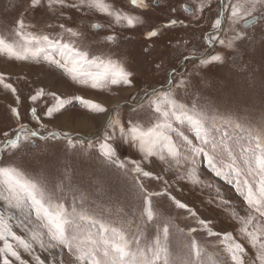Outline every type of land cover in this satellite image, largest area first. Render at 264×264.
Wrapping results in <instances>:
<instances>
[{
  "label": "snow or ice",
  "instance_id": "6c2138e0",
  "mask_svg": "<svg viewBox=\"0 0 264 264\" xmlns=\"http://www.w3.org/2000/svg\"><path fill=\"white\" fill-rule=\"evenodd\" d=\"M154 3L159 4L160 0H154ZM128 4L134 9L147 10L150 8L146 0H128ZM28 5L32 12L41 9L45 12L60 9L59 15L62 17L64 9L86 8L89 11L110 17L115 24H126L128 28H135L138 24L146 23L139 16L122 11L107 0H78L77 4H69L67 0H28ZM181 7L185 11H192L191 6L183 5ZM196 10L203 12L205 5L200 3ZM171 11L175 13L177 9L172 8ZM254 13L257 14L254 15ZM28 14L31 12L21 13L14 24L0 25V53L21 61L43 56L51 64L70 75L74 81L90 85L93 89L110 85L133 84L134 73L130 70L126 55H105L103 52L95 54L91 50V43H85L87 38L82 32L74 30L72 27H66L63 23L57 26L61 32L67 33L70 38H79L80 42L66 41L60 34L50 36L39 31L36 23H26L25 17ZM241 22L243 27L238 30ZM225 23L228 25L227 28L223 27ZM178 24L187 27L183 20L170 19L163 25V28H173ZM44 27L50 29L52 25L45 22ZM91 28L100 29L102 25L94 23ZM212 29L213 33L206 36L207 43L212 46L219 44L223 49H230L231 52L218 50L214 54L203 55L193 51L190 55L182 56V59L187 62L203 55L193 73H185L184 76L187 79L182 77L179 80L183 90L191 94L189 102L184 103L171 98V89L165 92L156 89L151 92L146 91L144 98L148 101L150 110L154 112L155 122L150 119V126L144 128L132 118H129L125 124L121 123L118 116H112L109 113L110 119L103 129V140L99 143L100 155L109 164L117 165L119 169L125 170L126 174L128 172L136 174L133 176V183L138 188L141 201V218L144 221L142 227L154 229V238L142 246L138 234L133 233L130 237L126 236L122 229L114 227L109 229L105 224L96 220L93 215L78 212V208L83 207V201L80 205L76 204L75 199L68 205L57 203L62 197L57 194L55 184L49 185L47 176L30 178L20 170V166H12L15 161L12 157H8L7 162L0 159V165H3L0 166V176L3 177V185L10 194L3 197L6 203L0 205V264H29V260L23 258L21 249L31 257L33 264H46V260L48 264H184V262L172 258L170 251L171 229L174 225L156 214L155 209L158 204L155 203V198L161 196L172 200L179 209L188 211L189 217L194 220L196 225L188 228L189 233L206 232L208 237L215 238L217 247L224 256V260L220 264H264V139L257 138L255 146L250 147L249 150H245L241 146L242 153L248 154V159L245 161L248 171L244 175L250 179L241 180L239 178L241 170L236 169V178L233 180L227 179L228 173L219 170L217 164L226 156L232 159L233 164L229 165L232 168L237 157L231 146L224 142V139H221L218 144L213 138V133L216 131H220L221 135L226 137L228 127L240 128L239 124H233L230 119L225 120L219 128L217 127L220 124L217 116L224 119L220 113L221 104L225 101L226 105L240 103L239 100L233 101L231 98L232 93L237 89L254 91L258 88L261 103L264 105V0H219L218 12ZM38 31L39 34H37ZM222 32H230L232 35L222 39L220 38ZM145 35L152 38L159 37L162 33L153 27ZM118 38L116 35H108L105 39L108 43H114ZM184 43L188 42L184 41ZM170 44L169 41V46ZM51 49L57 50L59 59L53 56ZM143 51L145 56L152 55L148 48ZM244 57H247L248 60H244ZM256 57H259V78L251 63ZM238 60L240 63H237ZM228 65L237 70L241 79L214 80L215 69ZM155 67L159 69L160 65L156 64ZM175 73L176 69L171 68L168 74L170 85L173 84ZM0 83H3L4 87L13 93L16 92V88L12 84L5 82L3 74H0ZM210 90L222 93L224 100H208L205 104H201L205 94ZM43 94V90H41L30 96V99L36 101ZM50 95L56 104L49 106L44 112V115L49 117L53 115V112L64 108L66 103L70 104L73 101L94 112L108 113V109L93 100L75 96L71 100L65 101L55 92ZM196 97L199 99H194ZM16 99L19 101V96ZM143 107L144 102L140 101L133 111L141 110ZM30 111L38 127L30 128L25 124H19L11 136L5 132L4 139L0 141V154L6 150L10 152L21 150L22 141L29 142L35 147L37 139L47 143L48 141H58L61 137L67 141L69 147L75 148L76 141L69 133L48 130L46 125L41 123V117L37 115L36 108H31ZM112 111L115 112L116 109L114 108ZM225 111H227V107ZM11 112L19 120L18 109L12 108ZM176 121H189L201 143L194 144L183 134H181L183 143H177L170 134V130H173V123ZM40 128H43L47 134H42L39 131ZM78 142L84 143L83 140ZM209 144H211V150H206ZM88 146L95 147L91 142ZM134 147H138L145 153L144 159L159 153V160L166 163L168 162L167 154L176 162L177 166L181 165V161L184 164H190L192 166L189 169L190 176L195 173L197 158H200L201 163L206 162L217 177L223 176L229 184H233L236 193L243 198L249 209L247 219L241 218L243 227L239 229V233L241 238L250 245V249L254 251V257L250 256L245 245L233 236V232L213 231L212 221L198 218L193 209L177 200L167 189L150 191L141 178L159 181L162 177L151 171H146L135 159L127 162L131 165L130 168L125 161L119 159L118 152L120 150ZM253 160L255 166H253ZM61 180H68V177L61 176ZM68 182L71 183L70 180ZM99 183L100 191L103 193L102 180ZM13 201L15 202L13 203ZM224 203L227 204L228 201H224ZM23 204H27L30 210L34 209L35 221L43 222L40 224L39 232L32 228L31 212L22 218L15 215H8L6 218V211L20 208ZM104 211L110 212V209H102L101 214ZM122 211L123 209H118V212ZM90 212L91 209H89ZM9 221H15V227L21 229L23 234H17ZM81 222H87L90 228L82 229ZM91 227L98 228L97 240L91 239ZM70 230L87 231L91 245L85 249L82 241ZM177 230L183 232V229L177 228ZM28 234H30V239L27 238ZM45 237H47V245ZM36 244L39 245L42 252L48 253L44 259L36 253L34 247ZM187 247L186 264H204L200 245L194 236H189ZM53 249L60 251L53 255ZM99 250H102V257H100Z\"/></svg>",
  "mask_w": 264,
  "mask_h": 264
},
{
  "label": "rangeland",
  "instance_id": "374dc122",
  "mask_svg": "<svg viewBox=\"0 0 264 264\" xmlns=\"http://www.w3.org/2000/svg\"><path fill=\"white\" fill-rule=\"evenodd\" d=\"M107 2L113 3L122 11L139 16L146 23L138 24L135 28H128L126 24H115L110 17L89 11L86 8L64 9L62 17L59 15L60 9L50 12L41 9L32 12L29 9L28 0H0V25L14 24L21 13L31 12L25 17L26 23H36L39 31L50 36L60 34L66 41L79 43V38H70L67 33H62L57 27L58 24L63 23L66 27H72L74 30L82 32L87 38L85 43H91V50L95 54L103 52L105 55H126L130 70L134 73L132 85L118 84L93 89L90 85L74 81L70 75L51 64L43 56L21 61L0 53V74H3L6 83H10L16 88V92L13 93L10 89L5 88L3 83H0V141L4 139L5 132L11 136L19 124H25L30 128L38 127L31 115V108H36L37 115L41 117V123L46 125L48 130L67 132L70 135H95L88 139L72 136L76 141L75 148L69 147L63 137L58 141H48L47 143L37 139L35 147L29 142L22 141L21 150H12L11 152L6 150L0 154V159L7 162L8 157H12L15 161L12 166H20V170L30 178L47 176L49 185L55 184L57 194L62 197L57 203L68 205L75 199L76 204L80 205L83 201V207L78 208V212L93 215L96 220L105 224L109 229L113 227L122 229L126 236L130 237L133 233L138 234L143 246L154 238V229L142 227L144 221L141 218V201L138 188L133 183V176L136 174L134 172L126 174L125 170L119 169L117 165L109 164L100 155L99 143L103 140V129L108 122H104V119L110 112L112 116H118L121 123L126 124L127 120L132 118L144 128L150 126L149 120L151 119L152 122L155 120L154 112L150 110L148 101L144 98L146 91L151 92L156 89L165 92L171 89V98L188 103L191 94L183 90L179 80L182 77L187 79L184 76L185 73H193L203 55L214 54L218 50L230 53L231 50L223 49L219 44L209 45L206 39L208 34L213 33L212 24L216 19L219 0H160L159 4L154 3V0H146L150 5L147 10L132 8L128 4V0H107ZM67 3L77 4L78 0H67ZM200 3L205 5L203 12L196 10ZM183 5L192 6V11L183 10L181 7ZM172 8H176L177 11L173 13ZM170 19L183 20L187 27L178 24L173 28H163V25ZM45 22L50 23L52 28L44 27ZM94 23L101 24L102 28L92 29L91 25ZM153 27L160 30L162 35L148 38L145 33ZM223 27L227 28V23ZM241 27H243L242 24L238 29ZM108 35H116L119 38L114 43H108L105 39ZM231 35L230 32H222L220 38L226 39ZM169 41L171 42L170 46ZM184 41L188 43L185 44ZM145 48L152 52L151 56H145L143 51ZM50 51L56 59L60 58L56 49ZM193 51L203 55L187 62L182 59L183 55H190ZM244 60H248V58L244 57ZM237 63L240 61L238 60ZM251 63L259 78V57H256ZM156 64L160 65L159 69L155 67ZM171 68L176 69L172 85L168 83V74ZM225 78L234 81L241 79V76L231 65L215 69L214 80ZM178 89L180 91H177ZM41 90H43V96L32 101L30 96ZM53 92L65 101H69L75 96L93 100L108 109V113L94 112L73 101L70 104L66 103L65 107L58 112H53L51 117L46 116L44 112L47 111V108L56 104L50 95ZM17 96L20 98L19 101L16 99ZM231 98L233 101L239 100L240 103L226 105L225 101L221 104L220 113L224 119L217 116L220 121L217 127L219 128L225 120L230 119L233 124H239L240 128L228 127L226 137H223L220 131H216L213 133V138L218 144L221 139H224V142L233 149L237 159L234 167L230 168L229 165H232L233 161L225 156L217 164V168L228 173L227 179L234 180L236 178V169L241 170L239 177L241 180L250 179L244 175L248 171L245 163L248 154L242 153L241 146L245 150H249L250 147L255 146L257 138L264 139V105L261 103L258 88L254 91L237 89L232 93ZM194 99H199V97ZM208 100L221 101L224 100V97L222 93L210 90L205 94L201 104H205ZM140 101L144 102L143 109L134 112L133 109ZM226 107L227 111H225ZM12 108L18 109L19 120L11 112ZM114 108L115 112L112 111ZM39 131L44 135L47 134L43 128H40ZM170 134L177 143H183L181 134L187 136L194 144L201 143L189 121L174 122ZM79 140H83L84 143H79ZM89 142L95 147H89ZM206 150H211V144L207 146ZM13 153L15 154L13 155ZM118 155L119 159L125 161L129 168L131 165L127 162L135 159L146 171H151L162 177L159 181L141 178L150 191L167 189L177 200L193 209L198 218L212 221L213 231L233 232V236L243 243L249 255L254 257V251L250 249V245L241 238L239 233V229L243 227L241 218L246 220L249 215L247 204L236 193L234 185L229 184L223 176L217 177L206 162L201 163L200 158H197L195 173L190 176L189 169L192 167L190 164H184L181 161V165L177 166L176 162L167 154V163L159 160V153L144 159L145 153L138 147L120 150ZM253 166H255L254 160ZM64 175L71 183L68 180H61V176ZM101 180L103 193L100 191L99 182ZM9 195L3 185V177L0 176V205L6 203L3 197ZM224 201H228V203L225 204ZM155 203L158 204L155 209L157 216L174 225L171 229L172 244L170 245L172 258L186 264L189 236H194L200 245L204 264H220L224 260L215 238L208 237L206 232L189 233L188 228L196 225L186 209H179L172 200L165 196L156 197ZM89 209H91L90 213ZM102 209H110V212L104 211L101 214ZM118 209H123V211L118 212ZM29 212L33 219L32 228L39 232L40 224L43 222L35 221V211L34 209L30 210L27 204L6 211L5 216L7 218L8 215H15L22 218ZM9 223L13 225V230L17 231V234H23L21 229L15 227V221H9ZM81 227L86 230L90 228V225L87 222H81ZM177 228L183 229V232L178 231ZM70 232L77 235L85 249L91 245L87 231L70 230ZM91 232V239L97 240L98 228L91 227ZM27 238L30 239V234ZM45 243L47 245V237H45ZM34 247L42 259L48 255L39 249L38 244ZM59 251V249H53L52 254L56 255ZM64 251L66 252V249ZM99 251L100 257H102V250ZM21 254L23 258L29 260V264H33L31 257L22 249ZM46 264H48L47 260Z\"/></svg>",
  "mask_w": 264,
  "mask_h": 264
},
{
  "label": "water",
  "instance_id": "95a60500",
  "mask_svg": "<svg viewBox=\"0 0 264 264\" xmlns=\"http://www.w3.org/2000/svg\"><path fill=\"white\" fill-rule=\"evenodd\" d=\"M191 8L193 9V7L191 6ZM133 106L136 105V104H132ZM71 136H80L82 138H85V139H88V138H93L95 135H92V136H84V135H81V134H73Z\"/></svg>",
  "mask_w": 264,
  "mask_h": 264
},
{
  "label": "bare ground",
  "instance_id": "6f19581e",
  "mask_svg": "<svg viewBox=\"0 0 264 264\" xmlns=\"http://www.w3.org/2000/svg\"><path fill=\"white\" fill-rule=\"evenodd\" d=\"M112 107H113V105H112ZM110 108H111V107H110ZM109 113H110V112H109ZM109 119H110V116H109V114H107L106 117H105V119H104V122H107Z\"/></svg>",
  "mask_w": 264,
  "mask_h": 264
},
{
  "label": "flooded vegetation",
  "instance_id": "af4514ba",
  "mask_svg": "<svg viewBox=\"0 0 264 264\" xmlns=\"http://www.w3.org/2000/svg\"><path fill=\"white\" fill-rule=\"evenodd\" d=\"M257 13H254V15H256ZM242 24V23H241ZM241 29H242V27H241ZM238 30H240V29H238Z\"/></svg>",
  "mask_w": 264,
  "mask_h": 264
}]
</instances>
